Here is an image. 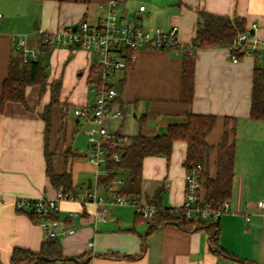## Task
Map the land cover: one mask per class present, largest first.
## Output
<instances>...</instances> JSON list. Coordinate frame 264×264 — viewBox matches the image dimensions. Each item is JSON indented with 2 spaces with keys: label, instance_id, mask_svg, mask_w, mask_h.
<instances>
[{
  "label": "crops",
  "instance_id": "obj_1",
  "mask_svg": "<svg viewBox=\"0 0 264 264\" xmlns=\"http://www.w3.org/2000/svg\"><path fill=\"white\" fill-rule=\"evenodd\" d=\"M108 1L0 0V93L11 57L20 56L18 39L25 37L43 61L48 83L62 79L60 100L67 104L66 116L62 106L54 108L48 147L55 153L54 172L71 174L76 193L83 195L82 186L87 193L95 186L96 168L86 161L87 155L73 149L74 134L85 121L76 118L74 110L91 104L87 94L91 55L53 47L41 52L39 41L42 34L76 28L83 21L97 24L104 15L100 6ZM141 6L145 12H140ZM115 11L146 28L177 26L179 41L189 47L200 12L244 19L252 35L264 40V0H120ZM230 54L223 48L188 54L139 50L135 63L116 75V108L125 118L105 121L110 132L131 140L140 134H166L171 125L185 123L189 114L216 116L217 123L207 136L215 148L207 170L214 178L217 148L226 119L230 120L235 161L229 212L216 223L206 220L200 229L187 231L178 224L145 220L133 206L110 208L107 220L101 221L97 206L83 198L62 202L57 217L76 232L59 238L64 260L55 264H264V210L257 206L264 200V122L251 117L254 71L260 62L255 56H245L234 63ZM186 61L193 64L192 93L184 89ZM50 100L49 90L41 93V87L33 85L26 90L25 105L9 102L0 115V264H11L16 249L40 253L47 246L40 219L20 211L17 202L52 199L58 191L47 175L46 124L41 118ZM186 157L183 141L173 144L169 158L146 157L138 199L158 203L163 209L181 208ZM70 213L77 216L70 217Z\"/></svg>",
  "mask_w": 264,
  "mask_h": 264
},
{
  "label": "built area",
  "instance_id": "obj_2",
  "mask_svg": "<svg viewBox=\"0 0 264 264\" xmlns=\"http://www.w3.org/2000/svg\"><path fill=\"white\" fill-rule=\"evenodd\" d=\"M117 0H109L100 6L104 15L93 25L87 21L81 22L76 28H70L54 34H42L39 43L53 48H66L86 51L91 55L90 72L88 76L91 104L74 110V116L85 120L96 127L88 131L89 154L86 161L96 168L95 186L84 196L81 193L65 192L59 189L55 198L20 199L17 208L27 211L40 219L41 228L46 239L67 237L75 234V229L60 221L57 215L62 202H77L80 198L87 203H93L98 208V218L107 220L110 208L115 206H133L137 214L152 221L157 214L155 206L145 204L135 197H125L119 194L123 179H117L114 184L104 187L99 184L101 175L114 173L107 169L109 160L118 163L124 150L131 145V140L118 133H112L105 125L107 119L123 120L125 114L116 108L119 91L116 85L118 72L128 70L136 61L139 50L173 51L178 54L190 53V47L178 39L179 28L173 26L168 30L162 28H146L135 20L120 17L115 8ZM140 12L146 7L141 6ZM3 18L0 14V20ZM18 51L25 63L38 59V51L28 46L26 38L20 37L17 42ZM238 53L244 56L259 55L264 57V40L257 39L248 30L238 33L234 40V51L231 60L240 61ZM117 151V152H113ZM204 168L198 164L186 168L185 201L181 208L171 209V214L181 213V217L194 223L210 220L218 222L221 216L229 212V202L212 211L201 206V178ZM104 193L105 197L99 194ZM258 209L264 210V200L258 203ZM77 216L70 213V217Z\"/></svg>",
  "mask_w": 264,
  "mask_h": 264
},
{
  "label": "trees",
  "instance_id": "obj_3",
  "mask_svg": "<svg viewBox=\"0 0 264 264\" xmlns=\"http://www.w3.org/2000/svg\"><path fill=\"white\" fill-rule=\"evenodd\" d=\"M119 3L120 0H117ZM248 29L244 19L230 18L213 15L205 12L199 13V22L196 36L190 46V52L197 49L223 48L230 52L234 51V40L238 33H246ZM48 45L39 43L41 52H45ZM188 54V53H186ZM240 59L243 54L238 53ZM260 62L254 71V86L252 93L251 117L264 122V57L255 55ZM261 58V59H260ZM187 62V61H186ZM184 89L192 93L193 89V64L188 61L183 70ZM33 85L41 87V93L49 90L51 100L45 106L41 118L46 124V159L47 175L52 185L65 192L76 193L71 174L65 172L56 174L53 169L52 159L55 153L49 152V139L52 130V119L54 108L63 107V117L66 116L67 104L61 103L62 79L48 83L46 68L41 58L25 63L21 56H12L9 64L8 76L5 79L0 93V115L5 112L9 102L26 104V90ZM218 118L216 116L189 114L183 124L171 125L166 134L146 137L142 134L131 138V145L121 155V161L116 163L109 160L106 168L113 169L110 175H101L99 184L107 187L117 179H123L124 184L119 189V194L125 197L138 198L141 193L143 161L150 156H164L169 158L173 144L183 141L187 144L186 168L202 165L204 170L201 178V206L212 211L220 209L228 202L232 193L234 178L235 145L230 141L234 134V127L229 126L226 119V127L222 142L218 146L217 175L210 177L208 173V159L210 153L215 149L207 142V136L213 131ZM228 124V125H227ZM117 152V151H113ZM149 205L157 208L154 220L164 224H178L187 231L200 229L202 223H194L181 217L179 214H171V209H163L158 203ZM35 216L34 214H32ZM58 218V217H57ZM215 226V225H214ZM207 227V226H205ZM47 246L40 253L16 249L12 256L11 264H55L63 261L62 246L59 238L47 240ZM224 253L221 250L218 251ZM229 256L228 254H224Z\"/></svg>",
  "mask_w": 264,
  "mask_h": 264
},
{
  "label": "rangeland",
  "instance_id": "obj_4",
  "mask_svg": "<svg viewBox=\"0 0 264 264\" xmlns=\"http://www.w3.org/2000/svg\"><path fill=\"white\" fill-rule=\"evenodd\" d=\"M87 94H88V98L91 99L89 90L87 91ZM70 113H72V110ZM91 129H92V126H89L85 121H82V129L80 128V130L76 131V133L74 134L73 149L80 154H85V156L89 154V143H88L87 132ZM82 189H83V193L85 194L84 196H86L87 189L84 186H82ZM99 195L105 197L104 193H101Z\"/></svg>",
  "mask_w": 264,
  "mask_h": 264
},
{
  "label": "water",
  "instance_id": "obj_5",
  "mask_svg": "<svg viewBox=\"0 0 264 264\" xmlns=\"http://www.w3.org/2000/svg\"><path fill=\"white\" fill-rule=\"evenodd\" d=\"M251 34H253V35H254V32H253V31H251Z\"/></svg>",
  "mask_w": 264,
  "mask_h": 264
}]
</instances>
